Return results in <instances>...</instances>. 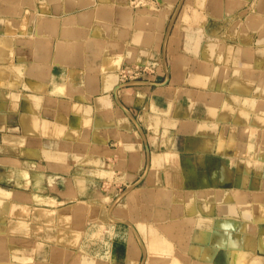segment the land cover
Here are the masks:
<instances>
[{
  "label": "crops",
  "instance_id": "0c3cea01",
  "mask_svg": "<svg viewBox=\"0 0 264 264\" xmlns=\"http://www.w3.org/2000/svg\"><path fill=\"white\" fill-rule=\"evenodd\" d=\"M0 3V264H264V0Z\"/></svg>",
  "mask_w": 264,
  "mask_h": 264
},
{
  "label": "built area",
  "instance_id": "2783aa9c",
  "mask_svg": "<svg viewBox=\"0 0 264 264\" xmlns=\"http://www.w3.org/2000/svg\"><path fill=\"white\" fill-rule=\"evenodd\" d=\"M159 0H128L130 6L133 9H137L139 6H143L144 3H149L154 6L155 3H158ZM145 66H134L128 68H122L119 71V76L122 82H126L129 79H137L142 75V73L146 72Z\"/></svg>",
  "mask_w": 264,
  "mask_h": 264
},
{
  "label": "bare ground",
  "instance_id": "6f19581e",
  "mask_svg": "<svg viewBox=\"0 0 264 264\" xmlns=\"http://www.w3.org/2000/svg\"><path fill=\"white\" fill-rule=\"evenodd\" d=\"M57 1V0H56ZM69 1H71V0H69ZM72 3V2H71ZM1 4V3H0ZM129 4V3H128ZM61 5V4H60ZM77 5H78V3H77ZM60 7V6H59ZM48 8H49V6H48ZM144 8V7H143ZM141 6H139L138 7V11H141L142 9H143ZM53 9V8H52ZM62 9V8H61ZM22 10V9H21ZM49 12V11H48ZM62 12V11H61ZM52 13H54V12H52ZM16 15V14H15ZM26 25H28V24H26ZM80 26V25H79ZM29 29V28H28ZM63 29H65V28H63ZM84 30V29H83ZM107 30V29H106ZM64 32H66V31H64ZM43 58V57H42ZM42 60V59H41ZM13 62V61H12ZM3 63V62H2ZM23 64V63H22ZM1 65V64H0ZM41 73V72H40ZM40 75V74H39ZM227 109V108H226ZM45 124V123H44ZM51 124V123H50ZM47 126V125H46ZM189 194V193H188ZM211 194V193H210ZM237 195H239V194H237ZM210 198V197H209ZM242 198V197H241ZM233 199V198H232ZM188 200V199H187ZM229 201H231V200H229ZM232 202H233V200H232ZM261 202V201H260ZM172 203H173V201H172ZM242 203V202H241ZM244 203V202H243ZM231 204V203H230ZM235 204V203H234ZM157 205V204H156ZM176 205V204H175ZM221 205H223V204H221ZM230 206V205H229ZM178 207V206H177ZM221 207H223V206H221ZM150 208V207H149ZM152 208H153V206H152ZM164 208V207H163ZM162 208V209H163ZM225 208V207H224ZM242 208H243V206H242ZM166 209V208H165ZM128 210V209H127ZM141 210V209H140ZM157 210H158V208H157ZM109 211V210H108ZM148 211V210H147ZM163 211H164V209H163ZM163 211H160V212H163ZM227 211V210H226ZM235 211V210H234ZM237 211H238V209H237ZM160 212H159V214H160ZM216 212V211H215ZM148 213V212H147ZM238 213H240L239 211H238ZM108 214V213H107ZM137 214V213H136ZM221 214H222V211H221ZM223 214H225V213H223ZM229 214V213H228ZM228 214H226V215H228ZM248 215V214H247ZM140 218V217H139ZM240 218H242V217H240ZM112 219V218H111ZM213 219V218H212ZM216 220H218V219H216ZM226 221V220H225ZM235 222V221H234ZM228 229V228H227ZM161 231V230H160ZM226 233V232H225ZM173 234V233H172ZM213 234V233H212ZM224 237V236H223ZM218 238V237H217ZM216 238V239H217ZM148 240V239H147ZM214 240V239H213ZM170 242V241H169ZM150 243V242H149ZM175 245V244H174ZM173 245V246H174ZM144 254V253H143ZM156 254V253H155ZM166 254V253H165ZM172 254V253H171ZM170 255V254H169ZM155 256V255H154ZM86 257V256H85ZM100 262V261H99ZM90 263V262H89ZM129 262H127V264H128ZM123 264V263H122ZM138 264V263H137Z\"/></svg>",
  "mask_w": 264,
  "mask_h": 264
},
{
  "label": "rangeland",
  "instance_id": "374dc122",
  "mask_svg": "<svg viewBox=\"0 0 264 264\" xmlns=\"http://www.w3.org/2000/svg\"><path fill=\"white\" fill-rule=\"evenodd\" d=\"M127 3H129L128 2V0H127ZM129 6H130V4H129ZM143 9L141 10V11H139V12H142V13H151L152 12V10H154L155 9V7H153V5H151V4H149V3H144L143 4V6H141ZM132 8V7H131ZM139 9L137 8L136 9V11H138ZM142 77V76H141ZM99 236H101V232H100V234H99ZM105 248H106V246H102V247H100L99 246V250H101V251H103V250H105ZM120 249V247H117V249ZM116 264H121V263H116Z\"/></svg>",
  "mask_w": 264,
  "mask_h": 264
}]
</instances>
